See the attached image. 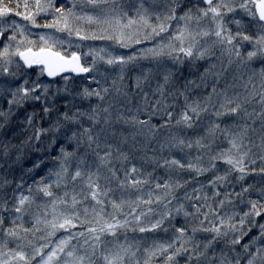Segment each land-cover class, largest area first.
Segmentation results:
<instances>
[{
    "label": "snow or ice",
    "instance_id": "1",
    "mask_svg": "<svg viewBox=\"0 0 264 264\" xmlns=\"http://www.w3.org/2000/svg\"><path fill=\"white\" fill-rule=\"evenodd\" d=\"M41 16L50 22L38 23ZM29 26L111 43L81 53L71 39H30ZM113 45L131 52L113 54ZM218 52L251 69L243 101L235 90L218 91L215 79L206 94L190 91L201 86L190 77L203 84L219 75L209 66ZM34 67L64 86L29 79ZM68 73L89 74L76 96L94 98L95 107L65 103L61 111L50 100L70 94ZM0 78V264H264V0H0ZM113 95L122 110L102 106ZM252 101L258 108L249 112ZM113 112L139 133L166 132L167 151L145 154L138 168L120 143L95 130L101 119L111 125ZM161 113L163 123L151 124ZM21 116L16 127L27 125L31 135L12 144L10 122ZM249 120L261 126L260 153ZM42 145L46 156L54 146L46 176L32 175L43 157L19 178L7 176ZM249 177L254 182L244 183ZM129 232L165 238L137 245Z\"/></svg>",
    "mask_w": 264,
    "mask_h": 264
},
{
    "label": "rangeland",
    "instance_id": "2",
    "mask_svg": "<svg viewBox=\"0 0 264 264\" xmlns=\"http://www.w3.org/2000/svg\"><path fill=\"white\" fill-rule=\"evenodd\" d=\"M63 3L65 4V6H68V5H70L71 0H63ZM18 22L21 23L20 21H18ZM22 22H24V24H27L26 21H22ZM45 22H50V21L46 20L43 16L38 17V23L43 24ZM21 24H23V23H21ZM29 31L32 33V35L29 38L33 39V40H38V37L41 34H52L57 39H63L65 41V43H67V41L69 39H71L73 44H79L80 45L78 51H80L81 53L88 52L90 47L91 48L105 47L107 44L111 43V42L99 41V40L98 41H92V40L79 41L75 36H72L71 38H69L66 33L55 32V30H53V29L32 28L31 26H29ZM113 47L115 48V52L113 54H126V53L131 52V49H121L115 45H113ZM136 47L139 49V48H143V47H151V45H138ZM217 56H218V59L212 60L209 63V66L211 67L212 65H214L215 67L212 69V71H213V73H218L219 75H209L207 77L206 82L203 84H201V82L199 81L197 76L194 75V76L190 77V79L196 80V83L201 85L198 89L193 88V89H190V91L193 92L194 96L206 94L207 92L211 91V87L213 85V80L215 79L217 82L216 86H217L218 91H223L224 88L227 87L229 95H233V91L235 90V94L238 95L240 97V99L243 101L245 96L247 95V93L244 92L242 85L247 82L248 77L251 74V69H246L242 65H237L235 63L229 65L228 58L226 56H220L219 52L217 53ZM82 61H83V63L85 61H87V63H90L91 57H82ZM142 63L145 65H148L149 61L145 60V61H142ZM201 71H203V69H201ZM257 71H258V69H257ZM88 75L89 74H87V76ZM185 75H187V73H185ZM27 77L29 79L39 78V79L43 80L45 83H51L53 90H55L57 87L62 88L64 86V83H65L63 80L60 79V77L57 79H54V80H49L45 77V75L40 76L39 75V67H34L33 69L27 70ZM86 77L74 78L71 76V79L68 81L70 94H61L60 96H57V97H50V100L55 99L57 108H59L61 111L64 110V104L65 103H68L70 105L74 103L77 108H80L81 111L87 110L88 107H90V106L95 107L97 102L95 101L94 98L92 101H81L79 99V97L76 96L77 91H79L82 87L88 85L89 81H88V79H86ZM241 77H243V79H241ZM2 79L3 78H0V81H2ZM256 83L257 84L259 83V77L258 76L256 77ZM4 86L5 85L3 83H0V88H2ZM154 99H155L154 97L149 95V100H154ZM170 99L171 98H169L168 103H170ZM136 102H137V100H136ZM109 103H111L113 105L114 109L122 110V99L120 97L113 95L112 97L106 99L103 102L102 106L107 107ZM142 103H144L143 100H142ZM171 103H172V100H171ZM81 105H83V106H81ZM139 105L143 108V104H139ZM0 107H6L3 104L2 100H0ZM254 108H258V105H256L255 102L252 101L248 105V111L252 112ZM33 110L34 109L32 107L28 108L29 112H31ZM35 110L39 111L38 106L36 107ZM75 110H76V108H73V111H75ZM133 110H135V109H133ZM54 115H55V113H54ZM225 119L228 120L230 124L232 123L231 118L225 117ZM113 120L115 121V112H113ZM18 123H23V117L22 116L20 117V121H16L15 119H13L10 122V126L15 128V131L13 133V138H11V140H10V142L12 144H18L19 143V141L21 140L19 138V135H21V134H26V136L31 135V129H28L27 125H24L23 127H16V125ZM37 123H39V121H37ZM248 123L256 128V133L253 134V140H254V144H255V147H253V152L254 153H260L262 151L261 148L259 147L261 144L260 136L262 135V133L260 132L261 126L259 123H256L253 125L251 120H249ZM44 125L47 126V121H44ZM102 126L103 127L106 126L103 123V119H101V123L99 125H94L95 130L97 132L99 131V127H102ZM85 127H88L87 122H85ZM108 128H107V133L102 136V139H107L110 143H120L123 151L125 153H127V151H126L127 149H125L126 144L123 143V141L125 140V137H127V135H121V133L118 132L119 129H115L116 135L110 137V135H108V132L110 129H108ZM0 139H2V137H0ZM165 139H167V135H166ZM45 145H47L46 140H45ZM41 147L44 148V145H42ZM53 147L54 146L49 147V149H48L49 153L52 152L51 149L53 150ZM166 151H167V149H166ZM33 153L34 152H29L26 156H30ZM130 155H133V154H130ZM37 157H39V158L34 159L32 161L38 162L40 157H43L44 158L43 164L47 163L48 159L50 158L49 154L47 156L45 155L44 150ZM133 159H134V162H136L137 159L136 158H133ZM32 161L24 162V163H22L20 161L19 164L14 165V166H17L18 169L14 170L15 173L7 174L8 177L11 178V177L15 176L16 178H19L20 175L22 174L21 168H23V171L26 173L27 169L31 166ZM41 167H42V165H41ZM48 167L50 170L53 167V163L49 162ZM39 171H40V168L35 169V171L32 173V175L37 176V178H39L40 175H45V174H42L41 172L39 173ZM0 175H2V174L0 173ZM255 179L258 180L259 178L256 177ZM200 180L204 181V177H201ZM252 182H254V178L249 177L244 183H252ZM193 184H196V182H193ZM196 186L198 187L199 185L197 184ZM191 190H192V188L190 185L188 188V191L191 192ZM183 193H184V190L181 189V190H179V192L177 194L180 196H183ZM209 195H210V193H209ZM33 210H34V208H33ZM257 219H259V218H257ZM261 222H264V221H261ZM159 234H160L159 232L156 234H153V233L141 234V233L129 232L128 237H129L130 242H133L137 245H148V244H151L153 242V238L159 240V238H160ZM256 234H257V229L254 228L252 230V232L249 233L248 236H245L241 240V244L248 243L250 241V238ZM134 235L136 237H144V239L143 240L137 239L135 241H132L131 238ZM256 246H261V245L259 244V242H257ZM238 250L242 252V249H238ZM217 251H219V249H217Z\"/></svg>",
    "mask_w": 264,
    "mask_h": 264
},
{
    "label": "trees",
    "instance_id": "3",
    "mask_svg": "<svg viewBox=\"0 0 264 264\" xmlns=\"http://www.w3.org/2000/svg\"><path fill=\"white\" fill-rule=\"evenodd\" d=\"M13 18L24 24V22H22L23 20L20 17H13ZM136 103L137 104H143L142 103V99H140L138 97ZM170 103H171V99H170ZM147 111L148 110L145 109L141 113V118L142 119H146L147 118ZM161 115H162V113L160 115L153 116L151 121H150V123L153 124V125H156L158 121L160 123H163V120H161ZM107 128L110 129L109 132H108V135H110V137L116 135L115 129H119L118 132L121 133V135H127V137H125V138H127V143L125 145V149H127L126 151L129 154L131 161L133 163H135L138 168L141 167V162L144 160L145 154H147L148 157H151L153 155L154 151H157V152H159V151H164L165 152L166 151V149H161V145L166 140L165 139L166 132H164V133L158 132L156 137L154 138L150 134H148L146 130H145L144 133H139L135 129H133V128L127 126V125H123L121 123H116L114 120H113V123L111 125H106L104 127L103 126L99 127V131L98 132H101L102 136H103L104 134L107 133ZM26 137H27L26 134L19 135V138L21 140H24ZM46 142L48 144L47 140H46ZM42 151H43V148L41 147L40 151L34 152L30 156H23L21 158V162L24 163V162L32 161L34 159H38L39 157H37V156H39V154ZM51 151L52 152L49 153V157L50 158L48 159V162L46 163L47 165H48L49 162H52V159H53V156H54V152H53L52 149H51ZM130 154H133V155H130ZM133 158L137 159L136 162H134ZM32 164H33V161L31 163V165ZM41 165H42V167L40 166L39 173L41 172L42 174H45V176H46L48 174V172H49V167H45V164H43V163ZM143 167L148 172H151L153 170V165H150L148 163H144ZM15 169L17 170L18 167L13 165L11 170L8 171L6 174L15 173V171H14ZM1 174L3 175V173H1ZM159 174H160V172L157 171V175H159ZM204 180H205V178H204ZM193 182H195V181H193ZM205 191H207V189H205ZM33 208H34L33 211H39V209H37L35 206H33ZM78 230H82V229H78ZM159 233H160L159 234V237H160L159 239L165 238V233L164 234H163V232H159ZM200 235H203V234H200ZM180 264H184L183 259H181Z\"/></svg>",
    "mask_w": 264,
    "mask_h": 264
},
{
    "label": "water",
    "instance_id": "4",
    "mask_svg": "<svg viewBox=\"0 0 264 264\" xmlns=\"http://www.w3.org/2000/svg\"><path fill=\"white\" fill-rule=\"evenodd\" d=\"M82 63H83V62H82ZM61 75H65V74H61ZM67 75L73 76V77H75V78H80V77H85L87 74H79V75H77V74L68 73ZM45 77H46L47 79H49V80H54V79H56V78H59V76L54 77V78H49V77H47L46 75H45Z\"/></svg>",
    "mask_w": 264,
    "mask_h": 264
}]
</instances>
